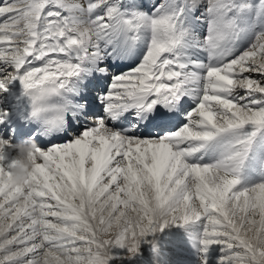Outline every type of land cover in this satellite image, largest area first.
Masks as SVG:
<instances>
[{"label": "snow or ice", "instance_id": "6c2138e0", "mask_svg": "<svg viewBox=\"0 0 264 264\" xmlns=\"http://www.w3.org/2000/svg\"><path fill=\"white\" fill-rule=\"evenodd\" d=\"M0 17V90L18 80L65 138L23 191L0 150V264H109L169 225L201 264L213 245L264 264V179L243 182L264 177V0H4Z\"/></svg>", "mask_w": 264, "mask_h": 264}, {"label": "clouds", "instance_id": "9594fccd", "mask_svg": "<svg viewBox=\"0 0 264 264\" xmlns=\"http://www.w3.org/2000/svg\"><path fill=\"white\" fill-rule=\"evenodd\" d=\"M0 150H3L6 156L12 154L11 160L14 161L10 168L11 175H6L5 180L17 190L23 191L28 188L29 177L42 151L38 143L32 137L20 143H11L6 139L0 143Z\"/></svg>", "mask_w": 264, "mask_h": 264}, {"label": "rangeland", "instance_id": "374dc122", "mask_svg": "<svg viewBox=\"0 0 264 264\" xmlns=\"http://www.w3.org/2000/svg\"><path fill=\"white\" fill-rule=\"evenodd\" d=\"M174 229H176L179 233L190 234L189 231L184 227H180L177 225L168 226V227L164 228L162 231H158V232H156L150 236L145 237V239L141 242L142 244H140L142 246L139 247L137 254L134 256H131L127 252L126 249H123L121 251V250H117L116 248H113L111 254L114 257V259H112L109 262V264H136V263L140 264L141 262L139 261V259L141 257H144L147 254H149L151 249L157 250V249H159L158 246H160L161 244L164 247H166V239L164 238V235L166 234V232L172 231ZM149 237H151V238L148 241ZM179 243H181V242L179 241ZM183 243L185 245H187L185 242L182 241L181 244H183ZM119 249H122V248H119ZM209 250L214 256L213 257L210 256V259L207 260V264H218V260H219L220 256L222 255L221 250H220V246L213 245L209 248ZM119 253H120V255H119ZM142 260H147V259L143 258ZM151 263L156 264L153 260ZM200 264H201V262H200Z\"/></svg>", "mask_w": 264, "mask_h": 264}, {"label": "bare ground", "instance_id": "6f19581e", "mask_svg": "<svg viewBox=\"0 0 264 264\" xmlns=\"http://www.w3.org/2000/svg\"><path fill=\"white\" fill-rule=\"evenodd\" d=\"M2 23V22H1ZM205 57H201V59H204ZM9 85H6V87H8ZM2 97L3 98H5L6 99V101H9L10 102V104H8L7 103V105H6V108H11V106H13V105H15L16 104V102H15V99L17 98V94H16V92L15 91H12V90H3V95H2ZM11 155L12 154H9L8 155V160L7 161H5V163H7V162H10V160H11ZM169 226H171V225H169ZM150 238L151 237H149V239H148V241L150 240ZM181 243H182V241H180ZM142 244V243H141ZM145 244V243H144ZM140 246H142V245H140ZM117 250H123V249H119V248H116ZM119 255H120V253H119Z\"/></svg>", "mask_w": 264, "mask_h": 264}]
</instances>
